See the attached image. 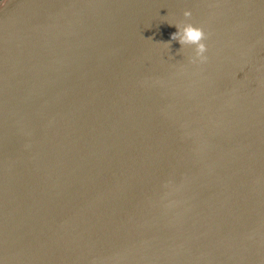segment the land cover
Segmentation results:
<instances>
[{"label": "water", "instance_id": "obj_1", "mask_svg": "<svg viewBox=\"0 0 264 264\" xmlns=\"http://www.w3.org/2000/svg\"><path fill=\"white\" fill-rule=\"evenodd\" d=\"M0 264H264V0H0Z\"/></svg>", "mask_w": 264, "mask_h": 264}, {"label": "clouds", "instance_id": "obj_2", "mask_svg": "<svg viewBox=\"0 0 264 264\" xmlns=\"http://www.w3.org/2000/svg\"><path fill=\"white\" fill-rule=\"evenodd\" d=\"M6 4V3H5ZM184 17L190 18L192 13L190 10H185L183 13ZM171 26V24H169ZM177 31L170 34V40L163 42L170 47L171 41H178L182 46L194 45L195 58L200 61H206L207 56L204 53L207 51V46L204 43L206 39V33L201 26H196L191 22H179L175 24ZM151 38V37H150Z\"/></svg>", "mask_w": 264, "mask_h": 264}]
</instances>
